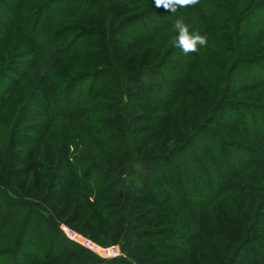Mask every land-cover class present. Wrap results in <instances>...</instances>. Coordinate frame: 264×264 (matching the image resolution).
Masks as SVG:
<instances>
[{
    "label": "trees",
    "instance_id": "trees-1",
    "mask_svg": "<svg viewBox=\"0 0 264 264\" xmlns=\"http://www.w3.org/2000/svg\"><path fill=\"white\" fill-rule=\"evenodd\" d=\"M13 1L0 240L18 231L0 264H264V0L175 14L154 0H83L50 16L56 0ZM178 17L206 47L173 46ZM79 220L121 254L68 241L60 224Z\"/></svg>",
    "mask_w": 264,
    "mask_h": 264
},
{
    "label": "rangeland",
    "instance_id": "rangeland-1",
    "mask_svg": "<svg viewBox=\"0 0 264 264\" xmlns=\"http://www.w3.org/2000/svg\"><path fill=\"white\" fill-rule=\"evenodd\" d=\"M15 1L17 3L20 2L19 0H15ZM86 5H88L87 2L85 1L83 2V0L81 2L80 0H56L54 4H50L48 6V11L46 13H49L50 16L52 14H58L62 12L63 9L65 8L68 9L69 7H73V8L78 7L80 9H84ZM15 8L16 5L14 4L13 0H0V67H2V69L4 70L12 68L11 66L12 62L10 59L12 55L16 53V51L13 52L12 50L20 47L19 39L21 34L19 32L20 26L18 25V19L14 20L15 18L12 17V14L10 13V10H14ZM32 15L33 14L30 13V17ZM38 17L40 22H43L45 20V16L44 17L38 16ZM38 17L32 16L31 22L33 23L37 22ZM12 20H13V24H12ZM50 20L51 19H49L48 21ZM29 41H31V39ZM7 47H9L11 50H8ZM9 51L12 52L9 54ZM1 52L7 55L2 56ZM6 73L9 72L7 71ZM103 81L104 80H98L97 83H102ZM90 83L91 82L89 80H84L82 82V84L86 86V89L89 87ZM5 86L6 85L4 79H2L0 76V87L5 88ZM180 176L182 175L180 174ZM8 212H9L8 208H3V207L0 208V213H3L4 215L5 214L8 215ZM22 217L23 216H19V219L21 220ZM81 224H82V220L77 221L72 226H66L60 224V230L63 233L64 237L68 239V241H71L75 244L80 245L81 247L91 250L92 252H94L95 254H97L102 258L116 257L121 254L120 243L117 244V242L109 241L108 238H105V236L108 237V235L105 234L106 229L103 226L97 225L99 235L98 237H94L89 233V231L86 232L80 229ZM2 226L3 224L1 225L0 228H2ZM15 228H16L15 232L11 234L8 242L5 241L4 239L0 240V256L4 257V259H6L7 256L10 258H14L15 257L14 255H16L15 253L17 251L16 250L17 246H15L13 242H16L15 239L17 236L18 227L16 226ZM100 238H104V240L102 241ZM93 249L96 250L97 253L93 251ZM21 252L25 253L26 256L32 253L28 247L21 248ZM98 252L101 254H99ZM16 260L18 261V263H24L25 261L24 258L23 259L16 258Z\"/></svg>",
    "mask_w": 264,
    "mask_h": 264
},
{
    "label": "clouds",
    "instance_id": "clouds-1",
    "mask_svg": "<svg viewBox=\"0 0 264 264\" xmlns=\"http://www.w3.org/2000/svg\"><path fill=\"white\" fill-rule=\"evenodd\" d=\"M200 3V0H154L156 8H163L165 11L177 13L178 8L195 7ZM174 31L176 33L173 40V46L180 49L184 55L197 53L201 48L208 44L207 35H202L199 32L190 31V27L183 18L178 17L174 22ZM123 258L129 261V264H134L131 258L126 254H122Z\"/></svg>",
    "mask_w": 264,
    "mask_h": 264
},
{
    "label": "built area",
    "instance_id": "built-area-1",
    "mask_svg": "<svg viewBox=\"0 0 264 264\" xmlns=\"http://www.w3.org/2000/svg\"><path fill=\"white\" fill-rule=\"evenodd\" d=\"M62 224H63V225H66V224H64V223H62ZM66 226H68V225H66ZM93 251L96 252V250H94V249H93ZM120 252H121V251H120ZM96 253H97V252H96ZM98 253H99V252H98ZM99 254H101V253H99ZM110 258H112V257H110Z\"/></svg>",
    "mask_w": 264,
    "mask_h": 264
}]
</instances>
